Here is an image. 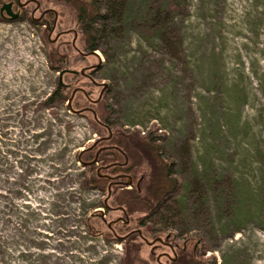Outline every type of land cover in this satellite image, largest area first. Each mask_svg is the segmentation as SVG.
Here are the masks:
<instances>
[{
	"label": "rangeland",
	"instance_id": "1",
	"mask_svg": "<svg viewBox=\"0 0 264 264\" xmlns=\"http://www.w3.org/2000/svg\"><path fill=\"white\" fill-rule=\"evenodd\" d=\"M129 2L133 21L147 5L158 8L164 32L140 30L137 21L87 58L71 47L72 35L51 44L41 27L0 18V259L171 264L167 244L123 237L144 228L150 242L168 233L188 240L177 264H264V0ZM45 5L59 13L58 30L79 27L64 0ZM77 46L88 53L82 35ZM54 54L59 71L50 69ZM71 61L76 69L102 64L96 77L108 95L94 108L101 119L112 104L113 119L134 136L136 182L153 174L150 133L177 161L175 225L147 235V215L135 210L128 224L109 228L122 215L110 211L115 196L106 206L104 183L83 186L99 165L88 168L89 156L78 155L98 139L93 115H74L67 102L41 106ZM63 82L70 97L71 75ZM101 89L87 92L98 99ZM85 105L79 94L73 108Z\"/></svg>",
	"mask_w": 264,
	"mask_h": 264
},
{
	"label": "trees",
	"instance_id": "2",
	"mask_svg": "<svg viewBox=\"0 0 264 264\" xmlns=\"http://www.w3.org/2000/svg\"><path fill=\"white\" fill-rule=\"evenodd\" d=\"M64 2L69 12L77 17L78 26L84 38L85 46L91 52L99 50L101 43H105L106 45L112 44L127 31H130L132 25L134 26L137 21H139L138 28H141L140 30L159 31L161 33L164 32L168 21L165 16L163 17L159 14L160 12L157 11L158 8H154L152 5L146 6L141 17H137L134 21L130 20L132 11L130 10L131 5L129 0H64ZM54 55L50 60V69L59 71L56 70L59 68L55 67L54 61L56 54ZM57 62L59 63L60 59H57ZM54 87V90L48 95L46 100L41 102L42 107L55 108L63 105L70 98L67 94L68 86L62 85L58 80ZM104 95H108V89ZM113 109V105L108 104L106 106V115L101 116V119L110 125L120 126L119 122L113 119ZM0 131L2 133L3 129ZM118 132L121 133L120 129H118ZM132 138L121 136L118 138L113 137L110 143L119 144L127 152L130 162L125 167V170L136 177L139 173V167L142 165V158L139 152H133L136 145L132 144L135 143V139ZM145 139L149 141L150 146L153 145L152 156L154 160L151 163L153 174L148 179L150 182L145 180L144 183V179L140 178L138 180L139 185L135 184L136 186L131 190H118L119 188L116 187L112 190V195L114 194L115 196V205L126 208L128 213L129 211L132 212L135 210L146 213L147 216L143 218L142 223L146 225V233L148 235L153 232L163 231L167 226L175 225V210L170 203L176 198L181 185L175 176L177 161L171 156H166V149L162 144H158V141H161V139L152 133ZM129 150L132 152H129ZM80 153L78 155H88L89 160L95 155L94 150L90 152L88 149ZM113 155L116 156L117 154L108 152V157ZM0 161L2 162L3 160ZM88 184L94 187H100L103 184V180L96 173L89 180L83 182V186ZM18 194H21V192L18 191ZM0 244L6 246L5 241L1 238ZM184 252L182 250L180 253ZM0 264H6V262L0 259Z\"/></svg>",
	"mask_w": 264,
	"mask_h": 264
},
{
	"label": "flooded vegetation",
	"instance_id": "3",
	"mask_svg": "<svg viewBox=\"0 0 264 264\" xmlns=\"http://www.w3.org/2000/svg\"><path fill=\"white\" fill-rule=\"evenodd\" d=\"M46 2L47 0H0V18L3 21L9 20L14 22H28L30 25L41 27V31L47 34L49 38V42L51 44H56L60 42V40H62V38L66 35H72L73 37L71 39V47L74 50H77L81 55H84L85 58H87V55H91V51L88 50V53H85L84 50H80L77 46L80 35H82L80 28L79 27L71 28L65 31L58 30V18L60 15L53 7L46 6L45 5ZM4 7H8V9ZM9 10L11 12H9ZM54 34L55 37L52 38ZM72 64L73 63L71 61V69L62 70L63 79L65 78L66 75H71V89H72L71 96L73 94V91L76 90L77 88H83L86 90V93L77 92L75 94L74 99L72 101V107L76 103V99L79 94L81 95L83 94L86 97L89 105H85L77 109L73 108L74 110L71 111H73L74 115L84 114L85 112L92 114L95 122L98 125L95 126L96 133H98V139L94 140V144L90 146L88 149L90 152L94 150L95 155L92 159L86 161L85 163L93 161L95 158L97 159V164L88 165L86 167L91 168V166L94 167L96 165H99L96 173L103 180V183L107 186V197L104 205L106 204V206H108V201L113 196L112 195L113 189H115L116 187H118L120 190L127 189L128 181L130 182V185L128 187L133 188V185L136 182L134 175H132L128 171L126 172L125 170V167H127L130 162L127 152H125L119 144L110 143V140L113 137L115 138H118L119 136L129 137L130 134L129 131L123 130V127L110 125L104 122L102 119H100V117H98L94 106L97 105L102 100L105 92L103 93L102 97L98 102H94L97 99L91 98V95L87 92L88 85L94 84V86L99 87L100 89L102 88L99 97L101 96L103 86L101 85L102 82L97 81L96 74L101 69L102 64L100 63L99 65L97 64L92 65L87 63L84 64L82 67H80V69L73 68ZM65 85L68 86V88L70 87V84H65ZM118 129H120L121 133L118 132ZM108 152L117 155L116 156L113 155L114 157L113 156L108 157ZM120 154H122V156H120ZM102 155L104 156L102 157ZM99 170H101L100 174L98 172ZM129 178L131 180H129ZM136 184L139 185V181L136 182ZM109 189L111 190L110 195H109ZM110 211L122 213V215L118 216V218L114 220L116 222L110 228L112 231H113V226H115V224H117L118 222H122L124 224L129 223L130 215L126 210V208L122 206H115L112 207ZM122 218L124 219L123 221L121 220ZM135 235H138L146 243L149 242L150 245L151 243L154 244L153 242H150L147 236L145 235L144 228L131 230L123 237L124 239H128ZM158 238L163 239L162 236L158 235L157 237L154 238V241ZM181 240H183L182 244L179 242H174L172 234L168 233L165 236V239H163V242L157 241L155 243L167 244L169 246V249L173 253V258L170 256L168 257V259L171 261V264H177L179 252H181L182 250L185 251L188 245V240L186 238L184 239L180 238V241Z\"/></svg>",
	"mask_w": 264,
	"mask_h": 264
},
{
	"label": "water",
	"instance_id": "4",
	"mask_svg": "<svg viewBox=\"0 0 264 264\" xmlns=\"http://www.w3.org/2000/svg\"><path fill=\"white\" fill-rule=\"evenodd\" d=\"M4 8H7V9H8V7H4ZM4 8H3V9H4ZM9 12H11V11L9 10ZM91 54H97V51H93V52H91ZM59 81H60V83H61L62 85H65V83L63 82V73H62V72L60 73ZM103 85H104V87H103V90H102L101 96L99 97V99H97V100L94 101V102H98V101L100 100V98L102 97L103 93H104V92L107 90V88L109 87L108 84H106V83L103 84ZM77 92L86 93V90L83 89V88H77L76 90L73 91L72 96H70V98H69L68 101H67V104H68V106H69V108H70L71 110H74L73 107H72V101H73L74 96H75V94H76ZM80 112H82V111H80ZM95 117H96V116H95ZM84 164H85V166L97 164V159L95 158L93 161H90V162H88V163H84ZM98 172H99V174H100L101 170H99ZM129 180H131V179L129 178ZM129 185H130V182L128 181V182H127V186H129ZM110 193H111V190L109 189V195H110ZM121 220L123 221L124 219L122 218ZM115 222H116V221L110 222V223H109V228H111L112 225H113ZM157 241H161V242H163V239H162V238H158V239H156L155 241H153V243H155V242H157ZM147 243H149V242H147ZM149 244H150V243H149Z\"/></svg>",
	"mask_w": 264,
	"mask_h": 264
}]
</instances>
